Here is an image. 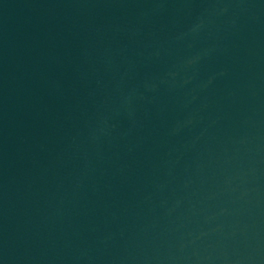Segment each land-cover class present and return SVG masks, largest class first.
<instances>
[{"label": "water", "instance_id": "water-1", "mask_svg": "<svg viewBox=\"0 0 264 264\" xmlns=\"http://www.w3.org/2000/svg\"><path fill=\"white\" fill-rule=\"evenodd\" d=\"M0 264H264V0H0Z\"/></svg>", "mask_w": 264, "mask_h": 264}]
</instances>
